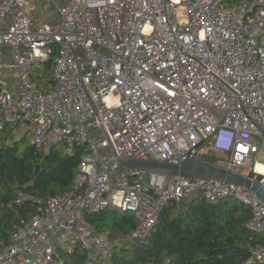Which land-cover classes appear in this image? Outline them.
Segmentation results:
<instances>
[{
  "label": "built area",
  "instance_id": "2783aa9c",
  "mask_svg": "<svg viewBox=\"0 0 264 264\" xmlns=\"http://www.w3.org/2000/svg\"><path fill=\"white\" fill-rule=\"evenodd\" d=\"M38 1L0 0V25L8 21L0 28V129L11 121L32 145L84 152L69 191L12 200L36 213L0 242V264H62L61 254L76 247L84 264H116L122 238L94 230L83 214H134L132 241L146 236L165 204L192 195L231 197L251 211L247 226L264 231V202L241 185L160 178L119 163L180 165L211 151L264 187V0H63L56 28L30 16ZM49 61L53 84L40 90L36 70ZM5 68L17 72L15 97L3 87ZM257 262L264 242L240 264Z\"/></svg>",
  "mask_w": 264,
  "mask_h": 264
},
{
  "label": "trees",
  "instance_id": "16d2710c",
  "mask_svg": "<svg viewBox=\"0 0 264 264\" xmlns=\"http://www.w3.org/2000/svg\"><path fill=\"white\" fill-rule=\"evenodd\" d=\"M52 68L49 61L41 71L36 70L40 90L53 84ZM13 129L11 121L0 129V242H7L16 226L36 213L32 203L11 205L17 194L26 192L45 199L69 191L84 152L80 146L69 156L61 143L37 147L29 143V131L15 138ZM200 158L224 166V159L211 151ZM81 218L94 230H106L110 239L122 238L111 257L116 264H240L249 256L250 246L264 242V231L247 226L249 208L231 197L209 202L192 195L180 204L169 202L146 236L132 241L126 236L136 229L137 219L130 212L108 207ZM85 257L76 247L60 258L62 264H84Z\"/></svg>",
  "mask_w": 264,
  "mask_h": 264
},
{
  "label": "water",
  "instance_id": "95a60500",
  "mask_svg": "<svg viewBox=\"0 0 264 264\" xmlns=\"http://www.w3.org/2000/svg\"><path fill=\"white\" fill-rule=\"evenodd\" d=\"M119 163L124 168L141 170L153 175H159L160 178L183 176L197 179H220L233 182L253 191L264 202V187L258 181H252L245 175L209 163L198 156H192L180 165L135 158H120Z\"/></svg>",
  "mask_w": 264,
  "mask_h": 264
},
{
  "label": "crops",
  "instance_id": "0c3cea01",
  "mask_svg": "<svg viewBox=\"0 0 264 264\" xmlns=\"http://www.w3.org/2000/svg\"><path fill=\"white\" fill-rule=\"evenodd\" d=\"M63 2V0H59L58 3L52 4L46 0H40L36 3H31L28 5V11L30 16L36 21L38 24H46L51 26L52 28H56V23H57V18L55 17V14H53V7L59 3ZM42 13L44 16L42 19L38 18V14ZM7 20L2 19L0 28L4 29L7 25ZM3 53V61L4 63L8 64L10 61L9 54L7 48L2 49ZM17 72L13 69L10 68H5L4 71V89L16 96L17 93ZM13 123V122H12ZM14 124V129H13V135H19L21 134L20 130H18Z\"/></svg>",
  "mask_w": 264,
  "mask_h": 264
},
{
  "label": "rangeland",
  "instance_id": "374dc122",
  "mask_svg": "<svg viewBox=\"0 0 264 264\" xmlns=\"http://www.w3.org/2000/svg\"><path fill=\"white\" fill-rule=\"evenodd\" d=\"M57 12H56V10H55V8L53 7V14H56ZM39 16H37L38 18H40V19H42L43 18V14L42 13H40V14H38ZM19 136H21L20 134H19ZM219 156V155H218ZM264 159V158H263ZM156 180H157V178H156Z\"/></svg>",
  "mask_w": 264,
  "mask_h": 264
}]
</instances>
